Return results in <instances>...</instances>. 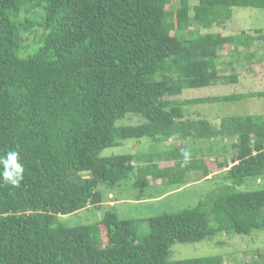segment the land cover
I'll return each instance as SVG.
<instances>
[{
	"label": "trees",
	"instance_id": "1",
	"mask_svg": "<svg viewBox=\"0 0 264 264\" xmlns=\"http://www.w3.org/2000/svg\"><path fill=\"white\" fill-rule=\"evenodd\" d=\"M235 8L264 12V0H0V154L19 149L25 166L19 188L0 181V264H226L222 255L173 260L172 248L264 231V114H231L219 125L187 114L264 91L178 98L238 84L236 64L263 68L262 30L222 32ZM144 138L169 154L102 155ZM186 140L208 141L206 157L222 154L215 164L224 175L194 207L147 219L113 208L91 224L62 223L115 207L102 187L179 192L188 174L208 178L199 147L166 145ZM256 253L248 264H264V249Z\"/></svg>",
	"mask_w": 264,
	"mask_h": 264
},
{
	"label": "rangeland",
	"instance_id": "2",
	"mask_svg": "<svg viewBox=\"0 0 264 264\" xmlns=\"http://www.w3.org/2000/svg\"><path fill=\"white\" fill-rule=\"evenodd\" d=\"M233 19L228 22L222 32L226 35L239 34L246 31L249 35L256 34V30H262L264 32V12L263 10L256 8H235ZM221 30V29H220ZM264 43V41H262ZM258 42L256 41L255 45ZM224 55V62L231 61L230 51H227ZM259 57V56H258ZM256 56L255 63H259V59ZM242 59V58H241ZM227 74L232 73L230 65L227 66ZM237 72L240 73L239 83L230 86H213L198 89H187L184 90L179 99H199L214 96H224L229 94H246L251 92H262L264 91V65L263 68L260 65L253 69H249L243 65H235ZM187 108V107H186ZM188 117L201 118L207 117L214 125H219L221 118L234 114V115H246V114H264V97L245 99L237 104H206V105H195L187 108ZM130 117H133L130 116ZM129 117V118H130ZM136 118H141L135 116ZM126 118L127 120L129 119ZM126 120V121H127ZM124 121V120H122ZM120 121V122H122ZM118 122V123H120ZM140 122V120H132V123ZM127 123H130L129 121ZM172 141L166 145L176 149H181L183 145L188 144L189 147H199L196 151L201 153L199 157H206V145L209 144L207 141ZM225 144H229L227 140ZM124 145L129 147L124 148ZM221 144L217 145L220 147ZM153 147L156 149L151 150ZM170 151L164 149L162 144H153L149 138L141 140H128L123 142L119 147H114L103 151V156H112L119 154H134V155H158V154H169ZM203 152V153H202ZM221 152L215 153L212 157L207 156L204 159L206 168L210 169L211 175L208 178H203L201 172H193L187 175V181L191 182L186 184L179 192H169L168 188L162 186V184L151 190L143 191V188L137 189L131 182H125L122 185L113 189H104L105 201L107 202L109 192H112L115 196L116 202L115 207L111 206V202L108 201L100 211L94 213L81 212L79 214L70 215L62 218V223L69 227H77L81 225L91 224L97 222L103 218V214L111 209H116L120 214L121 218H143L147 219L164 212H178L186 208L194 207L200 197H207L213 193V190L218 185L216 177L224 175V171L217 168L215 159H221ZM197 167V166H196ZM211 179V181H206ZM194 181V182H192ZM145 190V189H144ZM168 195L163 194L167 193ZM146 195V198H144ZM150 196V197H148ZM160 197V198H158ZM143 200V201H142ZM142 232L148 231V223L142 225ZM254 238H232L220 235L213 239H207L199 243L193 244H175L172 248L173 260H184L189 258L208 257L222 255L226 257V264H248L253 263L254 258H258L256 250L264 249V231H257L252 233ZM244 237V236H243ZM255 240V241H254ZM219 241H224L225 245L219 244ZM246 252V253H244Z\"/></svg>",
	"mask_w": 264,
	"mask_h": 264
},
{
	"label": "clouds",
	"instance_id": "3",
	"mask_svg": "<svg viewBox=\"0 0 264 264\" xmlns=\"http://www.w3.org/2000/svg\"><path fill=\"white\" fill-rule=\"evenodd\" d=\"M189 153L184 152L185 161ZM25 179V166L19 149H9L0 154V181L12 188H19Z\"/></svg>",
	"mask_w": 264,
	"mask_h": 264
},
{
	"label": "crops",
	"instance_id": "4",
	"mask_svg": "<svg viewBox=\"0 0 264 264\" xmlns=\"http://www.w3.org/2000/svg\"><path fill=\"white\" fill-rule=\"evenodd\" d=\"M111 197H113V195H111Z\"/></svg>",
	"mask_w": 264,
	"mask_h": 264
}]
</instances>
